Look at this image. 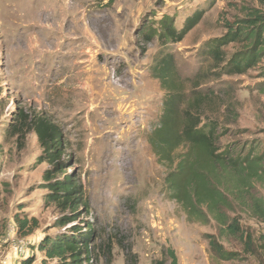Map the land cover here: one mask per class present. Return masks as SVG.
Returning a JSON list of instances; mask_svg holds the SVG:
<instances>
[{"label": "rangeland", "instance_id": "rangeland-1", "mask_svg": "<svg viewBox=\"0 0 264 264\" xmlns=\"http://www.w3.org/2000/svg\"><path fill=\"white\" fill-rule=\"evenodd\" d=\"M205 1L0 0V264H21L20 254H31V246L70 235L76 225L84 234L90 225L95 231L91 260L83 256V264H161L167 248L180 264L264 263L258 243L264 224L237 203L228 212L255 254L222 236L214 220L189 221L168 189L169 166L149 142L166 97L152 68L169 52L191 81L188 94L207 96L200 112L223 128L221 150L264 151V60L246 74L219 77L203 53L207 41L225 36L238 19L264 13V0H217L178 44L162 47L158 38L143 36L165 15L181 28ZM241 49L226 47L228 59ZM40 115L63 128L73 165L68 172L82 184L88 205L77 223L64 227L59 224L69 213L46 201L44 175L51 167L29 129ZM253 191L264 199V181ZM15 219L28 220L29 229L19 233ZM208 235L237 259L219 260ZM33 250V264H64Z\"/></svg>", "mask_w": 264, "mask_h": 264}, {"label": "trees", "instance_id": "trees-1", "mask_svg": "<svg viewBox=\"0 0 264 264\" xmlns=\"http://www.w3.org/2000/svg\"><path fill=\"white\" fill-rule=\"evenodd\" d=\"M216 1L207 0L202 8L184 20L181 28L176 26L173 18L165 15L158 23L159 28H155L157 30L145 28L143 36L149 42L158 38L162 47L181 43L202 22ZM228 27L225 36L210 39L203 48L219 77L246 74L264 60V13L253 10ZM231 44L241 45L242 49L228 59L225 48ZM152 73L160 81L166 97L160 125L151 134L149 142L159 162L170 168L166 183L172 199L183 208L189 221L207 224L214 220L222 236L237 238L245 243L249 252H254V243L245 238L239 221L232 219L228 212L233 211L234 203H237L264 224V199L253 191L255 183L264 181V151L251 147L245 152L229 146L221 150L219 141L223 128L218 120L204 121L205 114L200 109L208 100L207 96L197 90L188 94L186 84L191 81L180 75L174 54L163 53ZM23 117L19 115L20 119ZM29 129L36 133L43 149L41 159L51 167L44 175L47 203L69 213L59 226L77 223L81 217L80 208L87 211L88 205L82 184L68 172L73 165L66 157L68 144L63 128L40 115L33 118ZM15 223L19 233L29 229L28 220L15 219ZM85 233L76 225L70 235L47 236L36 248H29L31 254H20L21 264H33L36 260L33 249L50 260L64 261V264H83V256L90 262L95 231L90 225ZM207 238L211 251L219 260L237 259V255L227 252L214 235ZM258 243L259 251L264 253V234ZM163 255L161 264H180L173 248H167Z\"/></svg>", "mask_w": 264, "mask_h": 264}, {"label": "crops", "instance_id": "crops-1", "mask_svg": "<svg viewBox=\"0 0 264 264\" xmlns=\"http://www.w3.org/2000/svg\"><path fill=\"white\" fill-rule=\"evenodd\" d=\"M206 1H207V0H206ZM206 1H205V2H206ZM205 2H204V3H205ZM198 8H202V6H201V7H197V8H196L192 13H190L188 16H190L191 14H193ZM188 16H186L185 19H186ZM185 19H184V20H185ZM183 23H184V21L181 23V26L183 25ZM83 39H86V38L84 37Z\"/></svg>", "mask_w": 264, "mask_h": 264}]
</instances>
